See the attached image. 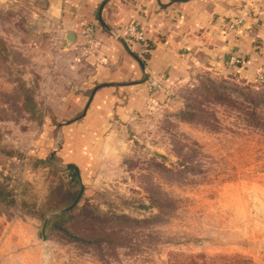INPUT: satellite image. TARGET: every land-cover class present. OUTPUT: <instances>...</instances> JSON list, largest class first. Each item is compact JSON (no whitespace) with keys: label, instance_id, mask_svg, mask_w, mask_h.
I'll list each match as a JSON object with an SVG mask.
<instances>
[{"label":"rangeland","instance_id":"rangeland-1","mask_svg":"<svg viewBox=\"0 0 264 264\" xmlns=\"http://www.w3.org/2000/svg\"><path fill=\"white\" fill-rule=\"evenodd\" d=\"M14 3L0 8V264H259L264 83L194 74L117 128L83 179L59 154L75 110Z\"/></svg>","mask_w":264,"mask_h":264},{"label":"crops","instance_id":"crops-1","mask_svg":"<svg viewBox=\"0 0 264 264\" xmlns=\"http://www.w3.org/2000/svg\"><path fill=\"white\" fill-rule=\"evenodd\" d=\"M15 1L35 14L34 52L48 61L41 73L60 85L53 88L59 104L75 110L58 118L69 123L59 130V154L83 179L96 176L117 128L144 115L148 103L165 102L194 74L264 83V0H0V8ZM236 17L242 23L230 32ZM131 24L146 37L144 61L140 43L127 37ZM84 25L94 28L91 53L83 48ZM153 79L161 80L156 89Z\"/></svg>","mask_w":264,"mask_h":264},{"label":"built area","instance_id":"built-area-1","mask_svg":"<svg viewBox=\"0 0 264 264\" xmlns=\"http://www.w3.org/2000/svg\"><path fill=\"white\" fill-rule=\"evenodd\" d=\"M241 23H242L241 17L234 18L232 21H230L228 25V30L230 32L234 31L236 27L240 25ZM126 30H127V37L130 40L140 43L141 49L138 54V57L140 58V61H144V59L146 58L147 52H148V43L146 41V37L144 35L143 30L135 24L128 25L126 27ZM93 31H94V28L92 25H84L82 28L83 36L88 39V41L83 46L84 50L87 53H91L93 51V48L97 46V43L93 40ZM236 62H238V59L233 58V57L230 59V63L234 64ZM160 84H161V80L153 79L150 82V87L152 89H156L157 87L160 86Z\"/></svg>","mask_w":264,"mask_h":264},{"label":"trees","instance_id":"trees-1","mask_svg":"<svg viewBox=\"0 0 264 264\" xmlns=\"http://www.w3.org/2000/svg\"><path fill=\"white\" fill-rule=\"evenodd\" d=\"M193 112H194L193 109H191L189 106H187V108H185L184 110H182L180 112V116L184 120H187V119L190 120L192 118L193 114H194ZM0 194H3L1 189H0Z\"/></svg>","mask_w":264,"mask_h":264},{"label":"water","instance_id":"water-1","mask_svg":"<svg viewBox=\"0 0 264 264\" xmlns=\"http://www.w3.org/2000/svg\"><path fill=\"white\" fill-rule=\"evenodd\" d=\"M72 36H73V35H67V37H66V39H67V41H68L69 43L73 41ZM70 166H72V165H70ZM45 264H47V263H45Z\"/></svg>","mask_w":264,"mask_h":264}]
</instances>
